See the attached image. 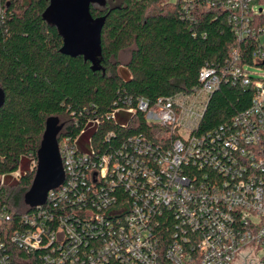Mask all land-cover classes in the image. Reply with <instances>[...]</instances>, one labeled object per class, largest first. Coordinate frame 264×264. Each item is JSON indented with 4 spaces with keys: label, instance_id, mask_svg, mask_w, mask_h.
Instances as JSON below:
<instances>
[{
    "label": "built area",
    "instance_id": "obj_1",
    "mask_svg": "<svg viewBox=\"0 0 264 264\" xmlns=\"http://www.w3.org/2000/svg\"><path fill=\"white\" fill-rule=\"evenodd\" d=\"M2 1L11 0H0V22ZM202 1L227 13L240 41L256 39L252 57L264 62L259 0ZM239 62L234 52L231 63L203 67L192 93L152 106L139 99L138 109L108 116L120 114L127 126L141 111L175 137L168 148L141 135L117 153L96 155L66 137L59 144L65 181L47 203L17 221L0 204V264H264V74L250 71L264 69ZM229 81L253 91L251 106L200 132L213 93Z\"/></svg>",
    "mask_w": 264,
    "mask_h": 264
},
{
    "label": "trees",
    "instance_id": "obj_2",
    "mask_svg": "<svg viewBox=\"0 0 264 264\" xmlns=\"http://www.w3.org/2000/svg\"><path fill=\"white\" fill-rule=\"evenodd\" d=\"M259 2L264 6V0ZM51 3L2 1L6 17L0 22V87L6 101L0 108V177L5 176L0 204L14 213L15 221L30 212L24 202L36 172L30 163L37 165L49 117H59L64 125L59 144L66 137L79 143L86 136L79 152L117 153L129 138L141 135L168 148L175 137L166 134L167 128L149 124L141 111L136 110L127 126L120 114L116 119L108 116L115 109H138L139 99L152 106L162 97L192 93L203 67L231 63L234 52L238 66L264 69V62L252 57L258 41H240L227 13L202 0L93 4L94 20H103L99 49L74 57L60 52L63 39L46 19ZM260 23L264 25V16ZM124 54L129 56L125 64ZM253 96L250 88L223 82L210 99L200 132L230 123L251 106ZM94 119L100 124L89 129L87 123ZM109 133L114 136L106 139ZM18 171L20 176L13 177Z\"/></svg>",
    "mask_w": 264,
    "mask_h": 264
},
{
    "label": "water",
    "instance_id": "obj_3",
    "mask_svg": "<svg viewBox=\"0 0 264 264\" xmlns=\"http://www.w3.org/2000/svg\"><path fill=\"white\" fill-rule=\"evenodd\" d=\"M106 0H52L46 19L55 26L63 39L60 52L76 56L99 49V37L103 20H94L93 4H105ZM99 70V69H96ZM6 101V93L0 87V108ZM64 125L57 116L46 121V128L37 151V165L33 183L24 196L25 204L34 210L47 203L49 192L65 181V170L60 152L59 134Z\"/></svg>",
    "mask_w": 264,
    "mask_h": 264
},
{
    "label": "rangeland",
    "instance_id": "obj_4",
    "mask_svg": "<svg viewBox=\"0 0 264 264\" xmlns=\"http://www.w3.org/2000/svg\"><path fill=\"white\" fill-rule=\"evenodd\" d=\"M177 1H178V0H169V2L172 3V4H176ZM262 8L264 9V6H262ZM128 59H129L128 54H124V55L122 56V62H123V64H125V63L127 62ZM250 71H251L252 73H255V74H264L263 71H261L260 69H255V68H254V69H250ZM83 141H86V142H87L86 136L81 137V140H80L79 143H78L79 148H83V147H82V145H84V144H83ZM33 166H34V164L31 162V163H30V169H32ZM24 171H25V170H24L23 167H22V168L20 169V172L23 173ZM258 255H259V257H261V256L263 255V253L260 252V253H258Z\"/></svg>",
    "mask_w": 264,
    "mask_h": 264
}]
</instances>
